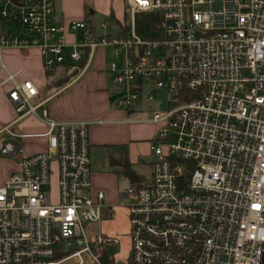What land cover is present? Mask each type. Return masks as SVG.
I'll list each match as a JSON object with an SVG mask.
<instances>
[{
    "label": "built area",
    "instance_id": "obj_1",
    "mask_svg": "<svg viewBox=\"0 0 264 264\" xmlns=\"http://www.w3.org/2000/svg\"><path fill=\"white\" fill-rule=\"evenodd\" d=\"M130 25L58 22L52 0H0V48L34 47L50 74L85 70L99 47L119 109L156 125L148 181L128 186L124 264H261L264 248V0H125ZM156 13L148 36L135 15ZM22 26L21 28L19 26ZM80 31L79 41L65 34ZM65 47L68 52H65ZM166 109H156L159 90ZM16 120L40 116L44 152L20 157L0 186V264H122L118 238L86 229L110 215L91 184L89 121H55L31 81L7 92ZM10 136L15 133L5 127ZM8 140L1 155H17ZM55 166V198L50 176ZM117 251H114L113 248Z\"/></svg>",
    "mask_w": 264,
    "mask_h": 264
},
{
    "label": "crops",
    "instance_id": "obj_2",
    "mask_svg": "<svg viewBox=\"0 0 264 264\" xmlns=\"http://www.w3.org/2000/svg\"><path fill=\"white\" fill-rule=\"evenodd\" d=\"M52 8L55 19L61 23L86 17L96 22L114 19L119 23L125 13V0H52ZM81 34L80 31L65 34L66 42L73 39L79 41ZM105 48H97L81 73L76 69L58 67L50 74L45 72L36 48H0V148L8 140L19 146L17 155L0 153V186L17 169L20 157L46 149L47 137L42 135L46 126L38 113L16 120L17 113L7 95L14 83L31 81L36 89L31 102L39 103V108H46L48 117L58 122L73 119L90 122L87 135L91 184L85 195L94 198L96 191H101L103 203L110 206V214L119 207L126 213V207L118 205L125 199L119 177L122 174L110 165L108 155L116 157L118 147L122 146L126 149L127 161L133 170V166L142 163H147L150 169L152 155L148 142L155 136L156 125L135 122L133 119L141 116L139 111L114 106L119 92L114 90L107 76ZM64 50L69 51L67 47ZM63 75L67 77L64 82L61 79ZM5 127H10L21 136L8 135ZM54 172L55 166L52 164V177H55Z\"/></svg>",
    "mask_w": 264,
    "mask_h": 264
},
{
    "label": "rangeland",
    "instance_id": "obj_3",
    "mask_svg": "<svg viewBox=\"0 0 264 264\" xmlns=\"http://www.w3.org/2000/svg\"><path fill=\"white\" fill-rule=\"evenodd\" d=\"M127 9V5H125V11ZM99 19V18H98ZM110 21V25L109 27H107L106 29H100V28H96L95 29V34L96 35H113L118 33L119 31L123 30L120 27V23H124L125 26H129L130 25V20L128 17L127 12L124 13L123 18L121 19L122 21H120L119 23L114 20V19H108ZM98 22V21H97ZM20 28L22 27L21 25L19 26ZM105 58L106 60H112L113 56L111 54V49L106 47L105 48ZM108 77H110V79H112L113 77L111 76V74L107 75ZM166 97H167V92L165 90H159L158 93H156L155 95V100L151 102V104L156 108H160V109H166L168 107V104L166 102ZM141 116H149V113H147L146 111L140 113ZM138 116V117H141ZM153 158V157H152ZM134 167V171L136 172V174L141 177L142 183H146L148 181L149 178V166L148 164H138ZM53 174H51L50 176V194H51V200L53 201L55 198V188H56V181L54 179V177H52ZM122 176V175H121ZM120 177V184L122 186V190L124 192H126L127 188H128V183L126 178L124 177ZM122 203H129L128 200L124 199L122 200ZM86 229H89L90 231H96L98 232L100 235L102 236H112V237H116L118 238V244H117V249L119 250V254H118V258H119V262L124 264L123 261L125 259V256L128 255L129 253V249H128V220L126 217V213L124 212V210L119 207L118 209L113 210V212H111L110 216L105 218L104 220H101L100 222H93L91 224H87L86 225ZM117 249L114 247L113 250L117 251Z\"/></svg>",
    "mask_w": 264,
    "mask_h": 264
},
{
    "label": "trees",
    "instance_id": "obj_4",
    "mask_svg": "<svg viewBox=\"0 0 264 264\" xmlns=\"http://www.w3.org/2000/svg\"><path fill=\"white\" fill-rule=\"evenodd\" d=\"M157 14L155 13H148V12H141L135 15L136 23H135V30L138 34H143L144 36H148L149 28L153 26ZM67 77L65 75L62 76V82H64ZM108 162L110 165L116 168L120 174L126 177L130 183V185H135L141 181V177H139L132 166L127 161L126 157V149L122 146L118 147V153L116 157L112 155H108Z\"/></svg>",
    "mask_w": 264,
    "mask_h": 264
},
{
    "label": "water",
    "instance_id": "obj_5",
    "mask_svg": "<svg viewBox=\"0 0 264 264\" xmlns=\"http://www.w3.org/2000/svg\"><path fill=\"white\" fill-rule=\"evenodd\" d=\"M261 258H262L261 264H264V248H263V252H262Z\"/></svg>",
    "mask_w": 264,
    "mask_h": 264
}]
</instances>
